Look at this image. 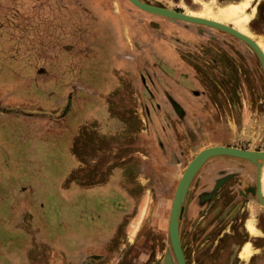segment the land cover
Instances as JSON below:
<instances>
[{
	"label": "rangeland",
	"instance_id": "1",
	"mask_svg": "<svg viewBox=\"0 0 264 264\" xmlns=\"http://www.w3.org/2000/svg\"><path fill=\"white\" fill-rule=\"evenodd\" d=\"M141 1L264 50V0L242 26L219 16L245 0ZM217 145L264 152V72L243 41L128 0H0V264H178L173 198ZM259 164V180L235 157L198 172L180 214L186 264H264Z\"/></svg>",
	"mask_w": 264,
	"mask_h": 264
},
{
	"label": "water",
	"instance_id": "2",
	"mask_svg": "<svg viewBox=\"0 0 264 264\" xmlns=\"http://www.w3.org/2000/svg\"><path fill=\"white\" fill-rule=\"evenodd\" d=\"M128 1L140 10H143L147 13L163 16L172 20H178L182 22L215 28L240 39L257 54L264 72V51L253 38L237 30L235 27L214 20L191 16L187 13L171 10L169 8L151 5L141 0ZM222 156L235 157L256 164L258 168V180L260 179L261 167L259 164V160H264V152H255L250 150L239 149L236 147L217 145L201 150L190 161L177 186L172 202L169 220L170 240L178 264H186L185 256L180 242L179 222L182 206L189 192V188L198 172L206 163H208L212 159ZM228 178L229 177L218 180L216 185L214 186L213 191L207 195L202 196V200L212 198L214 193L219 190V188L228 180ZM258 197L260 202L264 205V200L260 190L258 192ZM165 264H171V260L169 257L166 258Z\"/></svg>",
	"mask_w": 264,
	"mask_h": 264
},
{
	"label": "bare ground",
	"instance_id": "3",
	"mask_svg": "<svg viewBox=\"0 0 264 264\" xmlns=\"http://www.w3.org/2000/svg\"><path fill=\"white\" fill-rule=\"evenodd\" d=\"M250 2H251V0H245L243 3H240V4L227 5L226 7H224L221 10L219 18H221L223 20H226V21H228V20H237L239 25L242 26L243 25V21H241L239 18H240V16L242 14H244L245 10L250 6ZM191 16H196V17H199V18H205L204 16H202L200 14H193ZM206 19H208V18H206ZM208 20H212V19H208ZM259 46L261 47L260 44H259ZM261 49H262V47H261ZM248 229H249V231L251 233H257L256 232V228L254 227L253 224H248ZM251 254H252V249H251L250 245H247L246 249L241 253V257L244 258V259H248Z\"/></svg>",
	"mask_w": 264,
	"mask_h": 264
},
{
	"label": "flooded vegetation",
	"instance_id": "4",
	"mask_svg": "<svg viewBox=\"0 0 264 264\" xmlns=\"http://www.w3.org/2000/svg\"><path fill=\"white\" fill-rule=\"evenodd\" d=\"M176 106V109L179 111V112H181V110H180V108H179V106H177V105H175ZM255 172H254V177H253V179H257V174H258V169L256 168L255 170H254ZM227 176H230L231 178H232V180H234L235 182H243L244 180H245V174L243 173V172H232L230 175H227ZM227 176H224V177H227ZM230 178V179H231ZM221 179V178H220ZM220 179H218V180H220ZM217 180V181H218ZM217 181H216V183H217ZM215 183V184H216ZM245 183V185H248L249 184V180L248 181H246V182H244ZM240 184L238 183L237 184V186H239Z\"/></svg>",
	"mask_w": 264,
	"mask_h": 264
},
{
	"label": "crops",
	"instance_id": "5",
	"mask_svg": "<svg viewBox=\"0 0 264 264\" xmlns=\"http://www.w3.org/2000/svg\"><path fill=\"white\" fill-rule=\"evenodd\" d=\"M195 2H198V1H196V0H194ZM198 3H200V2H198ZM202 169V168H201ZM121 174V171H120V169L119 170H116L114 173H113V175L114 176H119ZM194 181V180H193ZM216 185V184H215Z\"/></svg>",
	"mask_w": 264,
	"mask_h": 264
}]
</instances>
